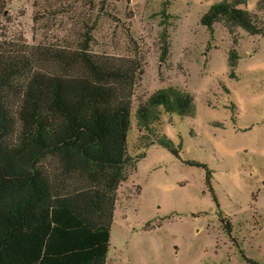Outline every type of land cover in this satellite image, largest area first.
I'll use <instances>...</instances> for the list:
<instances>
[{
  "label": "rangeland",
  "instance_id": "1",
  "mask_svg": "<svg viewBox=\"0 0 264 264\" xmlns=\"http://www.w3.org/2000/svg\"><path fill=\"white\" fill-rule=\"evenodd\" d=\"M221 1L0 0L2 39L75 48L91 31L94 53L137 56L144 74L134 109L168 87L194 97L193 118L163 115L157 133L181 143L182 160L207 165L219 207L205 170L175 158L133 118L129 154L146 157L118 191L108 264H249L243 256L264 264V36L234 30L240 59L230 78L232 36L223 24L213 37L201 25ZM258 1L242 8L255 13Z\"/></svg>",
  "mask_w": 264,
  "mask_h": 264
},
{
  "label": "trees",
  "instance_id": "2",
  "mask_svg": "<svg viewBox=\"0 0 264 264\" xmlns=\"http://www.w3.org/2000/svg\"><path fill=\"white\" fill-rule=\"evenodd\" d=\"M248 1L223 0L201 18L211 37L218 23L232 36L233 79L240 59L234 30L264 36V0L255 13L242 8ZM89 32L75 48L0 38V264L107 263L118 191L129 169L146 157L129 154L133 118L140 132L182 160L181 143L159 137L157 128L163 115L193 118V95L168 87L134 109L141 60L94 53ZM168 37L164 27L162 62L170 53ZM182 161L205 170L218 206L212 171Z\"/></svg>",
  "mask_w": 264,
  "mask_h": 264
},
{
  "label": "crops",
  "instance_id": "3",
  "mask_svg": "<svg viewBox=\"0 0 264 264\" xmlns=\"http://www.w3.org/2000/svg\"><path fill=\"white\" fill-rule=\"evenodd\" d=\"M111 246V245H110ZM109 252H110V250H109ZM108 257H109V253H108ZM108 257H107V263L106 264H108Z\"/></svg>",
  "mask_w": 264,
  "mask_h": 264
}]
</instances>
